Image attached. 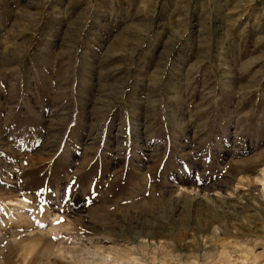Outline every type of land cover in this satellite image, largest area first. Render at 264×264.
<instances>
[{"label":"rangeland","instance_id":"1","mask_svg":"<svg viewBox=\"0 0 264 264\" xmlns=\"http://www.w3.org/2000/svg\"><path fill=\"white\" fill-rule=\"evenodd\" d=\"M262 172L264 0H0V264H264Z\"/></svg>","mask_w":264,"mask_h":264},{"label":"bare ground","instance_id":"2","mask_svg":"<svg viewBox=\"0 0 264 264\" xmlns=\"http://www.w3.org/2000/svg\"><path fill=\"white\" fill-rule=\"evenodd\" d=\"M260 178V177H259ZM262 180H264V172H262ZM261 180V181H262ZM55 230V229H54ZM49 232H50V229H49ZM95 256V255H94ZM103 258V257H102ZM84 259V258H83ZM91 259H92V257H91ZM93 260V259H92ZM122 260V259H121ZM222 260V259H221ZM99 262V261H98ZM103 262H105V260H103ZM244 262V261H243ZM243 262H241V264H243ZM83 264H96L95 262H91V261H89V260H84L83 262H82ZM100 263V262H99ZM98 263V264H99ZM102 263V262H101ZM233 264V263H232Z\"/></svg>","mask_w":264,"mask_h":264}]
</instances>
